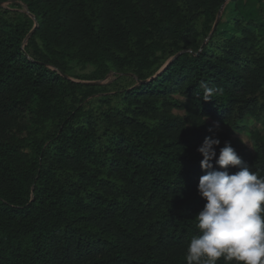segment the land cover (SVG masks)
<instances>
[{"label": "trees", "instance_id": "trees-1", "mask_svg": "<svg viewBox=\"0 0 264 264\" xmlns=\"http://www.w3.org/2000/svg\"><path fill=\"white\" fill-rule=\"evenodd\" d=\"M252 1L0 0V264H186L211 122L246 133L233 149L264 176ZM202 80L222 93L200 100Z\"/></svg>", "mask_w": 264, "mask_h": 264}, {"label": "clouds", "instance_id": "clouds-1", "mask_svg": "<svg viewBox=\"0 0 264 264\" xmlns=\"http://www.w3.org/2000/svg\"><path fill=\"white\" fill-rule=\"evenodd\" d=\"M199 88L205 102L223 91L204 80ZM219 145L210 135L197 148L204 173L197 192L204 205L194 216L198 234L188 242L184 259L186 264H218L221 259L225 264H264V176L244 165L228 142L217 156ZM230 167L239 170L230 174Z\"/></svg>", "mask_w": 264, "mask_h": 264}, {"label": "rangeland", "instance_id": "rangeland-1", "mask_svg": "<svg viewBox=\"0 0 264 264\" xmlns=\"http://www.w3.org/2000/svg\"><path fill=\"white\" fill-rule=\"evenodd\" d=\"M248 3L254 5L252 0H248ZM19 5L20 7L15 8V4L6 3L3 4L2 7L10 10L18 11L20 13H25V7L21 4ZM258 5H264V0H258ZM229 12H230V4L229 2H226L220 11V16L223 17V19L225 20ZM96 74H97V69L95 66L92 65L79 66L74 63H69L68 75L77 82H94V83L105 84L112 82L116 78V76L114 75H108L103 81H98L96 80ZM211 124L213 126V135L220 140L221 147H223L226 142L225 136L229 135L230 139L228 143H230L232 148H237L243 151L246 150L248 152L252 150L251 143L246 133H236L232 131L230 128H228L226 125L217 122H211Z\"/></svg>", "mask_w": 264, "mask_h": 264}, {"label": "water", "instance_id": "water-1", "mask_svg": "<svg viewBox=\"0 0 264 264\" xmlns=\"http://www.w3.org/2000/svg\"><path fill=\"white\" fill-rule=\"evenodd\" d=\"M219 17H220V13H219V15H218V19H217V22H216V24L219 22ZM213 30H215V27H214V29Z\"/></svg>", "mask_w": 264, "mask_h": 264}]
</instances>
